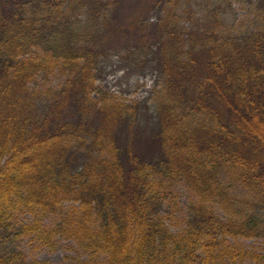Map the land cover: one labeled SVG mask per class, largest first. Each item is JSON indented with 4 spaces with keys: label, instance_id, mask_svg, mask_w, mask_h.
I'll return each instance as SVG.
<instances>
[{
    "label": "trees",
    "instance_id": "16d2710c",
    "mask_svg": "<svg viewBox=\"0 0 264 264\" xmlns=\"http://www.w3.org/2000/svg\"><path fill=\"white\" fill-rule=\"evenodd\" d=\"M182 1L149 0L156 22L140 13L117 25V0H0V264H19L7 244L31 235L54 247L65 220L50 229L42 217L70 194L80 202L70 231L106 256L95 264H223L226 237L264 234V22L224 36L187 4L188 30ZM111 32L124 34L114 50L127 64L158 73L155 116L92 97ZM56 68L67 74L58 89L30 87ZM174 180L197 197L177 234L159 217ZM235 184L249 193L238 199Z\"/></svg>",
    "mask_w": 264,
    "mask_h": 264
},
{
    "label": "rangeland",
    "instance_id": "374dc122",
    "mask_svg": "<svg viewBox=\"0 0 264 264\" xmlns=\"http://www.w3.org/2000/svg\"><path fill=\"white\" fill-rule=\"evenodd\" d=\"M120 4L115 9L113 19L116 24H126L136 15L140 17L142 13L149 22H156L160 11L157 8H148L149 0H117ZM159 0H154L157 2ZM175 1L173 2V4ZM187 4L195 13L196 24H211L217 19V31L224 36L226 34L239 35L255 30L262 26L264 22V0H183L178 8L180 15V24L184 28L191 27L192 21L188 20L187 13H184ZM138 12V13H137ZM78 18L84 20L83 13L78 14ZM76 19V15H72ZM195 26V25H194ZM189 30V29H188ZM123 31H126L124 28ZM121 32V31H118ZM111 32L105 40V47L109 48L108 58L101 62L95 85L97 90L92 93L93 98L99 99L101 95H106L107 101L115 99L117 102L135 106V109L143 113L146 111V117L155 116L157 107V96L162 90V82L157 72L153 71L149 65L144 69L146 74L134 70L131 64H127L121 55L122 50L115 53L114 47L121 42L124 45V34ZM67 74L60 69L45 70L36 74L35 79L30 82L31 88L40 90H56L65 81ZM48 92H43L40 100H46ZM140 113V124L145 126L146 118ZM83 158L79 159L82 162ZM248 190L241 184H235L233 187L234 196L241 198L248 194ZM197 199L195 193L184 180H174L166 186V192L159 205V217L174 233H180L187 227V218L190 204ZM79 201L70 194L66 198L62 207L56 211L45 213L42 217L46 228H56L62 219L65 224L59 227L60 231L53 238L54 247L40 240L39 236L34 235L25 237L18 242L7 244L6 250L15 253L19 264H95L96 260H102L106 256L92 254L91 250L86 249L81 243L80 236L71 232V224L79 208ZM215 212L223 219H228V213L219 205L217 201H211ZM67 210V211H66ZM66 211V212H65ZM68 212L73 214V218L67 220ZM19 221L29 224L33 220V215L28 212H22L18 216ZM85 236V235H84ZM86 237V236H85ZM84 237V238H85ZM229 254L225 256L223 264H264V234L255 237H240L238 239L232 236L226 237L222 245ZM237 250L246 252L243 256H232ZM255 255L262 257L255 258ZM220 259V258H219ZM180 263L179 257L171 260V264ZM18 264V263H14Z\"/></svg>",
    "mask_w": 264,
    "mask_h": 264
}]
</instances>
